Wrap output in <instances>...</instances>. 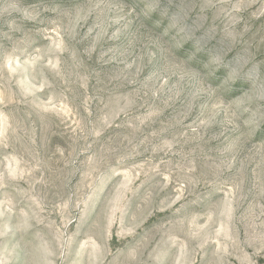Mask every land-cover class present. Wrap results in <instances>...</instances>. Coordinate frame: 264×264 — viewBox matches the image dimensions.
<instances>
[{
	"label": "rangeland",
	"instance_id": "obj_1",
	"mask_svg": "<svg viewBox=\"0 0 264 264\" xmlns=\"http://www.w3.org/2000/svg\"><path fill=\"white\" fill-rule=\"evenodd\" d=\"M0 264H264V0H0Z\"/></svg>",
	"mask_w": 264,
	"mask_h": 264
}]
</instances>
